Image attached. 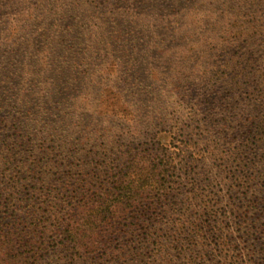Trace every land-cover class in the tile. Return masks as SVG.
I'll use <instances>...</instances> for the list:
<instances>
[{
    "label": "trees",
    "instance_id": "1",
    "mask_svg": "<svg viewBox=\"0 0 264 264\" xmlns=\"http://www.w3.org/2000/svg\"><path fill=\"white\" fill-rule=\"evenodd\" d=\"M33 42L21 35L0 71V264H264V119L243 118L235 80L218 77L225 91L213 93L220 121L230 122L224 151L236 163L227 185L235 194L226 193L224 216L217 197L206 200L210 193L199 189L209 171L192 142L211 134L200 119L169 150L151 141L148 122L133 131L123 124L148 113L147 75L125 79L131 89L142 87L140 105L127 97L130 87L107 81L99 94L74 89L71 99L84 66L75 58L87 50L61 45L54 53ZM109 52L129 62L126 52L133 50ZM50 62L58 71L45 77ZM36 75L44 76V95L33 89ZM56 108L64 109L54 115L62 133L35 131L41 115L48 124ZM87 110L102 118L92 131L82 124ZM73 113H80L75 123L67 118ZM199 163L202 172L194 171Z\"/></svg>",
    "mask_w": 264,
    "mask_h": 264
},
{
    "label": "rangeland",
    "instance_id": "2",
    "mask_svg": "<svg viewBox=\"0 0 264 264\" xmlns=\"http://www.w3.org/2000/svg\"><path fill=\"white\" fill-rule=\"evenodd\" d=\"M24 33L34 39V46L47 47L50 52L57 53L61 45L87 50L75 58L84 66L77 76L79 83L68 91L71 99L74 89H78L76 94L95 95L104 89L103 81H107L114 83L116 89L128 90L130 85L125 84V79L129 74L147 75L144 83L147 82L145 92L150 100L148 113H137L136 122L123 124L133 131L148 122L150 133L155 134L151 141H160L169 150L171 140L176 142L181 134L189 133L194 120L200 119L201 130L210 129L211 134H192L203 168L209 171L199 189L210 193L206 200L215 195L214 199L220 201L216 207L226 215V195L235 194L227 193L229 171L236 163L224 151L229 147L225 133L230 122L220 121V101L218 94L213 93L220 87L218 77L235 80L243 118L264 119V0H0V71L6 65L8 50L17 48ZM117 49L133 50L126 52L130 61L113 60L114 52L107 50ZM107 61L118 63L117 68ZM50 63L47 75L42 64L36 65V70L41 69L45 77L54 75L58 70L55 63ZM42 77H33V89L38 95L45 94ZM143 92L140 86L126 94L134 105H140ZM205 93L210 95L207 99L211 103L204 98ZM69 109L56 108L54 114L46 116L47 122L51 121L48 124L41 115V122L34 123L35 131L42 135L52 129L60 135L62 127L54 115ZM92 111L81 116L87 131L94 130L102 121L99 111ZM78 114L73 113L72 118L67 114L68 121L75 123ZM119 122L115 123L116 134L121 131ZM205 146L208 150L204 153ZM191 152L186 149L185 159ZM259 157L264 158V152ZM201 166L199 163L194 171L202 172L198 169Z\"/></svg>",
    "mask_w": 264,
    "mask_h": 264
}]
</instances>
